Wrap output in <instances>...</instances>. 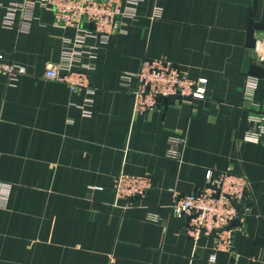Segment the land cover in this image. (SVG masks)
Masks as SVG:
<instances>
[{
	"label": "crops",
	"instance_id": "0c3cea01",
	"mask_svg": "<svg viewBox=\"0 0 264 264\" xmlns=\"http://www.w3.org/2000/svg\"><path fill=\"white\" fill-rule=\"evenodd\" d=\"M33 14L27 29L0 26L4 61L28 71L0 76V179L12 184L0 209V264H264V133L249 137L251 116L264 115V32L243 70L248 28L264 23V0H143L126 32L87 40L96 48L82 60L97 88L91 117L81 109L86 93L43 76L74 29L58 27L40 6ZM145 59L208 78L207 98L164 100L134 114L122 76ZM249 75L259 79L254 106L244 96ZM229 167L248 177L256 209L237 225L233 251L210 262L212 239L195 245L188 218L171 205L174 193L202 188L208 169ZM122 172L151 175L148 195L116 201Z\"/></svg>",
	"mask_w": 264,
	"mask_h": 264
},
{
	"label": "built area",
	"instance_id": "2783aa9c",
	"mask_svg": "<svg viewBox=\"0 0 264 264\" xmlns=\"http://www.w3.org/2000/svg\"><path fill=\"white\" fill-rule=\"evenodd\" d=\"M142 2L143 0H22L5 5L4 0H0V7L6 9L5 15L0 17V26L27 29L35 19L33 9L40 6L54 14L58 27L74 29L75 36L65 40L62 60L47 65L43 76L67 84L74 93H86L87 98L81 109L85 117H91L97 88L89 74L92 65L85 64L82 60L84 57L94 58L96 48L89 45L87 40L95 38L106 43L112 35L126 32L129 23L137 19L138 7ZM160 13V9H156L153 18L160 17ZM259 60L264 62V47ZM27 74L25 67L5 62L0 54V76L17 80ZM258 81V77L249 75L245 84V100L252 106ZM208 83V78L193 79L167 59H145L137 72L122 76V85L133 100V113L140 115L156 111L164 100H205ZM251 121L255 130L249 137L260 139L264 133V115H253ZM152 187L153 179L148 174L122 172L114 179L116 201L125 200L130 205L134 199L145 198ZM11 191L12 184L0 179V209L7 208ZM171 208L175 215L188 218L185 232L195 245L203 237L212 239L214 253L210 262H215L216 252L233 251L234 231L242 219L256 209V197L246 175L233 172L231 167L224 171L208 169L205 185L188 195L174 193Z\"/></svg>",
	"mask_w": 264,
	"mask_h": 264
},
{
	"label": "water",
	"instance_id": "95a60500",
	"mask_svg": "<svg viewBox=\"0 0 264 264\" xmlns=\"http://www.w3.org/2000/svg\"><path fill=\"white\" fill-rule=\"evenodd\" d=\"M264 32V23L260 22H255L252 21L250 22L249 28H248V40L246 44V52H245V57H244V65H243V70L245 73L250 72V67L252 64V59H251V50L256 48L257 45V39H256V34ZM238 219L236 220V222ZM236 222L234 224H236Z\"/></svg>",
	"mask_w": 264,
	"mask_h": 264
}]
</instances>
